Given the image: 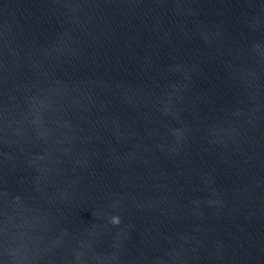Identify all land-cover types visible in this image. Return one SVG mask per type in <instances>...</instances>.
I'll list each match as a JSON object with an SVG mask.
<instances>
[{"label": "water", "instance_id": "95a60500", "mask_svg": "<svg viewBox=\"0 0 264 264\" xmlns=\"http://www.w3.org/2000/svg\"><path fill=\"white\" fill-rule=\"evenodd\" d=\"M0 264H264V0H0Z\"/></svg>", "mask_w": 264, "mask_h": 264}, {"label": "clouds", "instance_id": "9594fccd", "mask_svg": "<svg viewBox=\"0 0 264 264\" xmlns=\"http://www.w3.org/2000/svg\"><path fill=\"white\" fill-rule=\"evenodd\" d=\"M111 222L115 225H118L120 223V219L119 217H113Z\"/></svg>", "mask_w": 264, "mask_h": 264}]
</instances>
